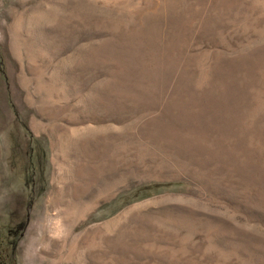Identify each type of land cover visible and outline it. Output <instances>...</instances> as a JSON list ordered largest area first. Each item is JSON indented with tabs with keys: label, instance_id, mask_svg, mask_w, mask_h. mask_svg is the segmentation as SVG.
<instances>
[{
	"label": "rangeland",
	"instance_id": "obj_1",
	"mask_svg": "<svg viewBox=\"0 0 264 264\" xmlns=\"http://www.w3.org/2000/svg\"><path fill=\"white\" fill-rule=\"evenodd\" d=\"M0 264H264V0H0Z\"/></svg>",
	"mask_w": 264,
	"mask_h": 264
}]
</instances>
